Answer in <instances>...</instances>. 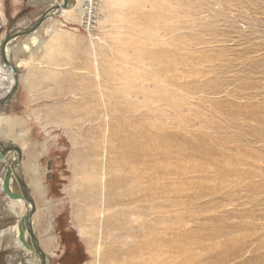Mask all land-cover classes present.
Returning a JSON list of instances; mask_svg holds the SVG:
<instances>
[{
	"label": "rangeland",
	"instance_id": "obj_1",
	"mask_svg": "<svg viewBox=\"0 0 264 264\" xmlns=\"http://www.w3.org/2000/svg\"><path fill=\"white\" fill-rule=\"evenodd\" d=\"M6 1L0 43L28 31L6 61L0 50L7 95L8 65L18 71L0 101L11 119L0 144L20 147L13 168L44 264H95L103 157L98 264H264V0H81L93 4L88 26L87 12L59 7L33 28L62 0L28 13ZM51 29L60 50L47 53ZM31 34L41 41L23 51ZM6 234L0 264H17Z\"/></svg>",
	"mask_w": 264,
	"mask_h": 264
},
{
	"label": "bare ground",
	"instance_id": "obj_2",
	"mask_svg": "<svg viewBox=\"0 0 264 264\" xmlns=\"http://www.w3.org/2000/svg\"><path fill=\"white\" fill-rule=\"evenodd\" d=\"M71 2L69 5L67 3ZM59 3V2H58ZM66 6L60 7L59 9V15L61 16H72L75 18V15L81 17L84 12H87L91 15V11L93 9V4L91 1L87 3H83L81 0H66ZM53 10V9H52ZM80 21H82L80 19ZM87 26L89 25V21L87 22ZM54 28V27H53ZM50 38H48L47 41L43 42L42 49H44L47 53H54L56 51L60 50V41H61V32L59 30H50ZM41 40L38 39L37 35L31 34L27 40L23 43L21 49L23 51H32L31 47H34L40 43ZM92 41V40H91ZM93 45L92 48V59L94 64V71H95V78L99 79V72L97 68V59H96V52L94 49V43L91 42ZM6 47V45H5ZM38 47V46H37ZM39 48V47H38ZM9 50L7 49L4 57L8 55ZM46 54V53H45ZM6 61V58H5ZM1 62V61H0ZM26 62L25 59H20V64ZM25 64V63H24ZM9 68L12 69L13 75H11V79H13L14 75H18V71L15 68H12L8 65ZM14 67V66H13ZM5 68L0 63V101L3 100L8 90L6 87V73ZM12 82V81H11ZM6 87V88H5ZM101 99L104 101L103 96H100ZM6 123L11 124V119H6L5 115L0 114V134H6L9 131L5 128ZM2 128V129H1ZM20 151V147L12 145V143H1L0 144V166L1 168V174H0V190L3 189L8 197L2 199L1 206L2 210L6 211L9 215L11 220V224L7 229H1L0 226V238L4 234H8L9 239H13L17 244L18 250V258L19 262L17 264H27L25 261V258L35 255L36 260L38 264H41V249L39 248L38 242L35 239L36 230L34 226V219L29 217V211L34 209V201L32 197L28 193V184L23 183L19 177L15 174V168L14 166V159L18 155ZM105 155V153H103ZM106 162L105 157L102 159L101 163V186H100V202L101 206L99 208L98 213V229H97V235H98V241L95 246V264H98L99 262V253L101 248V240H102V232H103V225L105 221V194H106V182H105V170ZM30 187H32L30 185ZM32 189V188H31ZM108 190V188H107ZM17 196H24L27 197L26 199L21 200L23 204L22 210L18 213V208L20 207L21 203L19 202V199H16ZM12 215V216H11ZM14 215V216H13ZM6 234V235H7ZM2 239V238H1ZM0 239V240H1ZM15 260V259H14ZM12 262V261H11ZM14 264V262L12 263Z\"/></svg>",
	"mask_w": 264,
	"mask_h": 264
},
{
	"label": "water",
	"instance_id": "obj_3",
	"mask_svg": "<svg viewBox=\"0 0 264 264\" xmlns=\"http://www.w3.org/2000/svg\"><path fill=\"white\" fill-rule=\"evenodd\" d=\"M54 5L55 4L50 5V6H54ZM66 5H67L66 4V0H62V2L56 3V7L53 8V10H57L59 7L63 8ZM49 7L42 11L41 16L38 18V20L35 23H33L31 28L38 27L44 21L43 20L44 17H46L50 13V11H52V9L49 10ZM31 28H29V29H31ZM26 31H28V30L27 29L17 30L16 32H11L8 35H6L4 38H2V41L0 43V50H1V58H2L3 61H5V57H4V54H5V51H6L5 45L10 43L12 41L11 39H14L15 37L19 36L20 35L19 33H23V32H26ZM12 85L13 86H12V89H11V93L10 92L8 93V95L6 96V99H8L10 94L14 93V91L16 90V88L18 86V77L16 75H14V80H13V84ZM3 101L4 100H1V102H3ZM21 197H24V196H17V198H21ZM40 255L42 257L41 264H44L45 255H44L43 252Z\"/></svg>",
	"mask_w": 264,
	"mask_h": 264
},
{
	"label": "crops",
	"instance_id": "obj_4",
	"mask_svg": "<svg viewBox=\"0 0 264 264\" xmlns=\"http://www.w3.org/2000/svg\"><path fill=\"white\" fill-rule=\"evenodd\" d=\"M10 1H9L10 3L8 5L10 6L12 13H15L20 8V6H22V4H23V0H10ZM28 3L30 5H34L36 3H39V0L38 1L30 0Z\"/></svg>",
	"mask_w": 264,
	"mask_h": 264
},
{
	"label": "flooded vegetation",
	"instance_id": "obj_5",
	"mask_svg": "<svg viewBox=\"0 0 264 264\" xmlns=\"http://www.w3.org/2000/svg\"><path fill=\"white\" fill-rule=\"evenodd\" d=\"M6 1V0H5ZM9 0H7L6 2L8 3ZM22 6H24V8H22L23 11H26V13H28L31 9L32 6L28 3L27 0H23V4ZM23 27H27V26H23Z\"/></svg>",
	"mask_w": 264,
	"mask_h": 264
},
{
	"label": "built area",
	"instance_id": "obj_6",
	"mask_svg": "<svg viewBox=\"0 0 264 264\" xmlns=\"http://www.w3.org/2000/svg\"><path fill=\"white\" fill-rule=\"evenodd\" d=\"M92 16H93V14H92ZM92 16H91V18H90L89 22H91ZM84 17H85V16H84Z\"/></svg>",
	"mask_w": 264,
	"mask_h": 264
}]
</instances>
